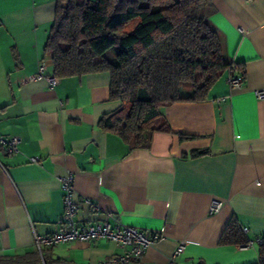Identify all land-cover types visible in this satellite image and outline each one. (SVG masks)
<instances>
[{
  "label": "crops",
  "instance_id": "0c3cea01",
  "mask_svg": "<svg viewBox=\"0 0 264 264\" xmlns=\"http://www.w3.org/2000/svg\"><path fill=\"white\" fill-rule=\"evenodd\" d=\"M212 5L226 57L244 68L235 70L241 87L231 90L223 72L204 100L159 107L173 133L154 132L148 148H129L98 126L119 104L109 97L107 72L57 77L53 87L28 80L41 62L53 76L44 45L55 0H0V136L19 138L13 154L0 147V256L32 252L34 235L58 229V178L72 172L80 222L110 212L111 226L162 235L128 264H166L179 241L180 264L257 263V244L218 242L231 218L246 238H264V97L257 98L264 92V0ZM34 156L39 161L29 162ZM213 200L222 206L209 213ZM43 252L50 262L100 264L123 248L97 238Z\"/></svg>",
  "mask_w": 264,
  "mask_h": 264
},
{
  "label": "trees",
  "instance_id": "16d2710c",
  "mask_svg": "<svg viewBox=\"0 0 264 264\" xmlns=\"http://www.w3.org/2000/svg\"><path fill=\"white\" fill-rule=\"evenodd\" d=\"M55 2L44 45L51 55V74L62 78L107 72L109 97L119 104L100 117L98 126L117 134L129 148H148L154 132L173 133L159 107L202 101L223 72L244 73L224 53L223 36L210 21L212 0ZM248 241L231 218L218 243ZM0 264L73 263L50 262L43 251L34 250L0 256ZM255 264H264V241L258 244Z\"/></svg>",
  "mask_w": 264,
  "mask_h": 264
},
{
  "label": "built area",
  "instance_id": "2783aa9c",
  "mask_svg": "<svg viewBox=\"0 0 264 264\" xmlns=\"http://www.w3.org/2000/svg\"><path fill=\"white\" fill-rule=\"evenodd\" d=\"M29 81L45 80L49 87L57 84V77L46 73L44 64L41 62L37 66L36 72L28 78ZM243 78L235 72L229 73L227 82L231 90L239 89L242 85ZM264 97V92H257V98ZM19 138L0 136V147H3L7 153L13 154L18 151ZM29 162H38L39 158L30 157ZM59 186L62 192L63 211L58 229L52 233L44 235H34L33 244L36 251L42 255L45 248H51L59 244L71 241L88 242L97 238L110 240L123 248L121 254H115L104 259L100 264H128L132 261L140 260L145 251L162 238L160 233L140 230L132 226H126L117 223L115 226L109 224L108 219L112 216L110 212H103L102 218L80 222L77 218L78 204L75 201L74 174L67 172L58 178ZM86 204H90L88 199L84 200ZM222 206V202L213 200L209 206V213H216ZM95 210L99 208L95 206ZM246 233V228L242 229ZM264 238H257L246 243L248 245L260 244ZM184 251V242L179 241L168 258L166 264H180L179 259ZM0 249V255H1Z\"/></svg>",
  "mask_w": 264,
  "mask_h": 264
},
{
  "label": "rangeland",
  "instance_id": "374dc122",
  "mask_svg": "<svg viewBox=\"0 0 264 264\" xmlns=\"http://www.w3.org/2000/svg\"><path fill=\"white\" fill-rule=\"evenodd\" d=\"M107 55L110 57L111 56V52H107Z\"/></svg>",
  "mask_w": 264,
  "mask_h": 264
}]
</instances>
